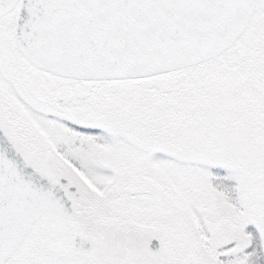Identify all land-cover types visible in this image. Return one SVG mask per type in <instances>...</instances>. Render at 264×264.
<instances>
[{
    "label": "snow or ice",
    "instance_id": "obj_1",
    "mask_svg": "<svg viewBox=\"0 0 264 264\" xmlns=\"http://www.w3.org/2000/svg\"><path fill=\"white\" fill-rule=\"evenodd\" d=\"M0 264H264V0H0Z\"/></svg>",
    "mask_w": 264,
    "mask_h": 264
}]
</instances>
